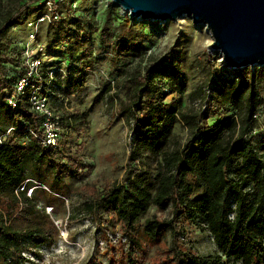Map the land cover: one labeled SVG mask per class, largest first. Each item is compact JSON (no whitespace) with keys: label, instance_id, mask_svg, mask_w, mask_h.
Here are the masks:
<instances>
[{"label":"trees","instance_id":"obj_1","mask_svg":"<svg viewBox=\"0 0 264 264\" xmlns=\"http://www.w3.org/2000/svg\"><path fill=\"white\" fill-rule=\"evenodd\" d=\"M61 1L53 0L57 12ZM28 2L0 0V40L28 14ZM56 22H49L48 29L58 30ZM107 28L105 22L100 41L113 51L116 77L112 83L102 84L98 94L107 97L109 108L125 119L133 144L121 182L101 190L95 186L80 191L77 188L83 203L76 213L92 219L114 215L129 240L124 264L138 263L136 252L141 243L136 223L151 206L160 211L171 209V217L153 215L142 226L150 241L169 231L175 242L167 250L169 264H264V129L257 118L264 103V70L250 72L245 66L232 71L219 99L232 114L221 115L209 124L206 108L195 109L167 98L174 90H164L165 77L175 87L181 85L176 66L167 59L156 61L146 55L129 26L121 24L118 34L111 37L106 35ZM58 39L68 42L67 33ZM69 45L71 54L74 47ZM12 53L10 48H0V109L5 108L25 124L12 126L11 134L0 133V264H25L31 263L26 253L41 257L40 248L52 244L53 234L44 226L48 214L38 208L39 187L31 196L26 195V187L15 190L24 180L33 179L28 175L39 173L42 167L52 173V185H60L64 178L77 174L82 165L76 154L65 152L61 136L56 148L40 143L42 116L30 109L28 89L17 98L15 108L6 102L5 94L24 74L21 55ZM129 55H133L131 61L117 64L118 57ZM49 72L42 64L41 80L33 83H41V94L56 109L54 101L59 102L64 81L72 82L75 88L80 83L79 74ZM188 97L203 102L205 94L198 86ZM72 118L61 116V124ZM178 122L187 131L183 143L173 132ZM74 214H68L70 221L75 219ZM179 220L207 231L216 253L199 255L178 246Z\"/></svg>","mask_w":264,"mask_h":264},{"label":"rangeland","instance_id":"obj_2","mask_svg":"<svg viewBox=\"0 0 264 264\" xmlns=\"http://www.w3.org/2000/svg\"><path fill=\"white\" fill-rule=\"evenodd\" d=\"M23 1H29L28 14L0 40V48H10L15 57L21 55L22 46L29 38L31 29L26 22L48 12V0ZM61 2L57 3L61 19L55 21L58 30H49L50 23L45 19L37 28L32 47L35 51V45L42 46L39 52L42 64L50 71H56L62 76L63 71L67 74H79V85L74 88L72 82L64 81L65 87L59 94V102L54 103L61 116L73 117L63 121L61 143L65 152L76 154L82 166L77 174L64 178L60 185H52V173L44 167L39 173L28 175L43 184L37 189L36 198L39 201L38 208H44L49 216L44 226L53 234V241L40 248L39 258L26 253L31 263L25 264H124L129 254V240L114 215L107 214L102 215L103 219H92L76 213L83 203L77 188L80 191L95 186L101 190L105 186L121 182L133 144V136L125 119L109 108L107 97L98 94L102 84L112 83L116 77L111 60L113 51L111 47H104L100 41L101 27L106 22V35L111 37L118 34L121 24L129 26L130 33L141 40L146 55L152 56L156 61L167 59L171 66H176L181 85L175 87L174 82L165 77L162 81L164 90H174L167 98L178 99L183 105L195 109L206 108L209 124H213L221 115L232 114L229 106L221 104L219 99L228 86L227 80L232 77V71L238 68L225 65L221 53L208 44L211 35L207 33L206 26L194 23L188 16L184 15L179 20H145L129 16L128 11L122 10L112 0ZM64 33H67L66 43L58 39ZM69 43L74 47L71 54L68 52ZM132 59L133 55L121 56L118 57L117 64L121 65L123 61ZM248 67L250 72L264 70V65L253 64ZM64 78L60 77L59 80H65ZM198 86L202 87L205 94L203 102L198 98L190 100L188 97ZM261 94L264 100V89ZM257 118L259 126L264 129V103ZM24 124V120L15 119L5 108L0 109V133L4 132L2 135L11 134L12 126L22 127ZM173 132L181 143L185 141L187 131L181 123L175 124ZM47 206H53L54 209L48 212ZM73 212L75 219L70 221L68 214ZM153 215L160 219L169 218L171 209L160 211L151 206L138 219L136 234L141 247L136 252L137 264H169L166 259L169 256L167 250L175 245L169 231L155 241L148 240L142 232L144 222ZM177 226L180 230L179 240L176 241L178 246L190 248L199 255L216 253L217 248L207 231L199 230L182 220L177 222ZM113 230L126 236L128 243L117 246L107 244L105 233ZM100 241H105L106 246Z\"/></svg>","mask_w":264,"mask_h":264},{"label":"water","instance_id":"obj_3","mask_svg":"<svg viewBox=\"0 0 264 264\" xmlns=\"http://www.w3.org/2000/svg\"><path fill=\"white\" fill-rule=\"evenodd\" d=\"M129 16L204 24L227 67L264 65V0H112Z\"/></svg>","mask_w":264,"mask_h":264},{"label":"built area","instance_id":"obj_4","mask_svg":"<svg viewBox=\"0 0 264 264\" xmlns=\"http://www.w3.org/2000/svg\"><path fill=\"white\" fill-rule=\"evenodd\" d=\"M47 5L48 12L45 15H41L35 20H29L26 22L31 31L29 32V38L23 44L21 51L24 74L16 81L12 90L7 91V93L5 94V100L10 106L15 108L17 105V98L22 96L25 89H28L27 91H29L28 101L30 109L34 110L42 116V120L40 123L43 135L41 137H38L37 135L34 136L38 137L42 145L56 148L59 145L60 130L62 128L61 115L56 109L50 107L47 96L41 94V83H33L35 79L38 80L41 78L42 65V56L41 53L39 54L42 46L35 45L37 47L35 51H33L32 47L35 42L37 28L45 21V19H47V21L49 22H55L60 18V13L53 9V0H48ZM49 73L50 75H52L54 71H50ZM11 129L13 128L11 127ZM27 182H31L32 184L26 185ZM41 185H43L41 184V182L35 181L33 179H26L20 186H18L15 191L17 192L18 189L24 190L26 187V195L31 196L33 193V189L35 187H40ZM46 210L50 212L52 210V207L47 206ZM56 223L58 222L56 221ZM105 235L107 236V244H110L111 246L128 243L126 236L121 235L116 230H113L111 232L107 231ZM100 243L104 245V247L106 246L105 241H100Z\"/></svg>","mask_w":264,"mask_h":264},{"label":"bare ground","instance_id":"obj_5","mask_svg":"<svg viewBox=\"0 0 264 264\" xmlns=\"http://www.w3.org/2000/svg\"><path fill=\"white\" fill-rule=\"evenodd\" d=\"M123 10V9H122ZM182 16H180L177 20L181 19ZM200 24V23H199ZM205 26V25H204ZM207 33L209 34V32L207 31ZM208 44L211 45L212 44V37L210 38V40L208 41Z\"/></svg>","mask_w":264,"mask_h":264}]
</instances>
